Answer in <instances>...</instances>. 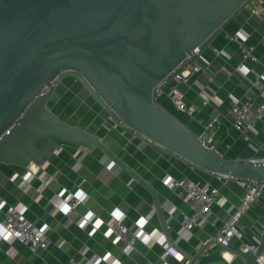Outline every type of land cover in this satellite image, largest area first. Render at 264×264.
Returning a JSON list of instances; mask_svg holds the SVG:
<instances>
[{
	"label": "crops",
	"instance_id": "obj_1",
	"mask_svg": "<svg viewBox=\"0 0 264 264\" xmlns=\"http://www.w3.org/2000/svg\"><path fill=\"white\" fill-rule=\"evenodd\" d=\"M237 31L246 36L245 42L228 38V34ZM262 35L264 0H251L194 61L200 65L198 71H191L192 62L183 67L184 73L189 74L187 82L176 83L184 100L199 105L200 109L190 113L176 109L166 96L168 86L156 99L200 138L205 136L204 125L213 123L208 146L224 158L238 162L264 157V117L249 133L250 139L244 140L227 113L229 93L241 101H264V91L252 85L253 73L243 76L237 70L238 64L244 62L262 74L259 80L264 84ZM249 43L255 46L256 63L243 59L242 46ZM47 104L64 120L96 133L114 159L97 148L62 147L40 165L20 167L0 162V202L5 206L23 205L26 218L36 226H46L49 238L47 248L37 250L18 240H0V264H66L70 257L81 260L95 256L113 258L109 264H163L161 254L166 244L181 257H193L240 204L244 191L238 178L205 171L168 149L157 147L146 136L117 122L76 79L66 77ZM25 171L33 174L27 187L21 184ZM184 176L219 190L205 216L197 220L187 237L179 234L180 220L184 213H190L194 203H185L179 188L163 182L167 177ZM62 191L63 196L68 192L81 194L83 202L71 212L60 211L50 199ZM172 206L174 211L170 216L168 208ZM114 209L121 212L129 228H135L141 218H146L143 229L147 240H136L126 251L122 242L113 244L107 230L113 222L110 212ZM87 216L90 220H85ZM3 217L0 211V223ZM237 227L240 238L231 239L228 246H214L198 264H244L236 253H242L239 250L242 241L258 245L264 231V194L238 220ZM242 255L247 259L252 257L250 253ZM167 262L178 264L175 255ZM95 264L108 263L100 258Z\"/></svg>",
	"mask_w": 264,
	"mask_h": 264
},
{
	"label": "water",
	"instance_id": "obj_2",
	"mask_svg": "<svg viewBox=\"0 0 264 264\" xmlns=\"http://www.w3.org/2000/svg\"><path fill=\"white\" fill-rule=\"evenodd\" d=\"M250 1L0 0V162L40 165L62 147L97 148L114 159L96 133L48 107L54 90L72 77L117 122L157 147L208 172L264 181V157L224 158L153 94L168 73L196 61ZM262 251L264 231L250 259L236 254L255 264Z\"/></svg>",
	"mask_w": 264,
	"mask_h": 264
},
{
	"label": "built area",
	"instance_id": "obj_3",
	"mask_svg": "<svg viewBox=\"0 0 264 264\" xmlns=\"http://www.w3.org/2000/svg\"><path fill=\"white\" fill-rule=\"evenodd\" d=\"M229 39L237 40L239 42H245L246 36H243L239 31L228 34ZM261 42H264V35L260 37ZM255 46L251 43L242 46V56L245 61L256 63L258 61L257 56L254 53ZM189 56L185 58L188 60ZM182 63L179 64L181 66ZM184 66L180 69H174L168 73L155 87L153 88V94L155 99L164 93V87L168 86L166 96L170 103L178 110L190 113L191 111H197L200 109L199 105L191 103L188 104L184 98L183 93L179 89L176 82H187L189 74H185ZM200 65L196 62L191 63V71H198ZM237 70L246 76L250 72L254 75L252 85L256 86L259 90L264 91V84L260 82V74L253 68L247 67L244 62H241L237 66ZM174 72L172 79H168L170 74ZM209 79L212 75L208 76ZM46 88L43 90L45 91ZM229 104L227 106V113L232 119V125L236 131L242 134L244 140H249V133L255 130L256 123L264 117V101L254 102L251 99L241 101L233 94H228ZM12 127V126H11ZM8 128L7 133L11 129ZM213 123L208 122L204 125L205 136L200 138L203 145L208 146L210 140ZM59 150V149H58ZM56 150V151H58ZM55 151V152H56ZM33 174L31 171H25L21 175V184L28 186ZM238 184L243 189V196L241 202L236 206L232 212L229 213L227 220L220 226L214 236H212L200 251L196 255L190 258H184L172 251V247L166 244L163 247L161 258L163 264H169L167 259L170 256H174L178 260V264H198L200 259L207 255L211 248L214 246H228L231 239L240 238L241 233L238 230V220L247 212H249L256 204L257 200L262 195V189H264V181L248 180L246 178H238ZM163 182L169 187L179 188L183 193V201L185 203L193 202L194 205L191 208L190 213H184L180 220L179 234L187 237L191 228L196 224L199 218L205 216L209 209V205L216 198L219 193L218 188L202 186L199 183L193 181L187 176L180 179L173 177H167L163 179ZM64 191L54 194L50 199L52 205L65 213L71 212L75 207L83 202V196L78 193L68 192L66 196H63ZM0 211L3 212V221L0 223V240L10 242L11 240H18L23 245L29 247L32 250L46 249L49 243L46 226H36L24 214V206L21 204H7L0 202ZM174 207L168 208V213L171 216L173 214ZM113 222L107 230V235L110 236L113 244H124V250L132 248L136 240H147V233L143 227L146 222V218H141L135 225V228H129L122 219V214L118 209H114L110 212ZM88 217V218H87ZM85 217V220H90V217ZM239 250L242 253L255 254L257 250V244L253 242L242 241ZM104 260L108 264L112 262L113 258H102L95 256L89 259H75L70 257L66 264H95L99 259ZM257 264H264V252H261L256 258Z\"/></svg>",
	"mask_w": 264,
	"mask_h": 264
}]
</instances>
